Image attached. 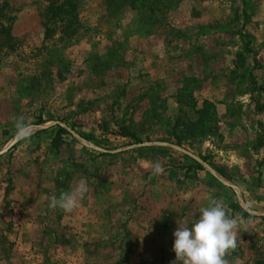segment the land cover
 <instances>
[{"label":"rangeland","instance_id":"obj_1","mask_svg":"<svg viewBox=\"0 0 264 264\" xmlns=\"http://www.w3.org/2000/svg\"><path fill=\"white\" fill-rule=\"evenodd\" d=\"M212 200L264 264V0H0V264H172Z\"/></svg>","mask_w":264,"mask_h":264},{"label":"clouds","instance_id":"obj_2","mask_svg":"<svg viewBox=\"0 0 264 264\" xmlns=\"http://www.w3.org/2000/svg\"><path fill=\"white\" fill-rule=\"evenodd\" d=\"M14 127L13 138H30L33 125L23 118H17ZM160 169L161 166L156 164L154 171ZM87 192V179L81 178L70 190L61 192L58 197L53 196L50 207L72 213L80 206ZM238 229L237 219L230 217L222 204L210 201L199 210L197 219L177 226L173 232L175 260L172 264H227L224 257L230 249L236 248Z\"/></svg>","mask_w":264,"mask_h":264},{"label":"trees","instance_id":"obj_3","mask_svg":"<svg viewBox=\"0 0 264 264\" xmlns=\"http://www.w3.org/2000/svg\"><path fill=\"white\" fill-rule=\"evenodd\" d=\"M237 210L240 211L242 214H247V213L244 212L242 209H240L238 206H237Z\"/></svg>","mask_w":264,"mask_h":264}]
</instances>
